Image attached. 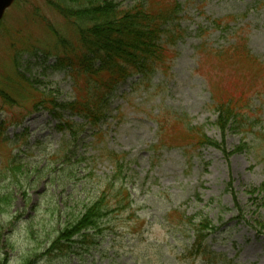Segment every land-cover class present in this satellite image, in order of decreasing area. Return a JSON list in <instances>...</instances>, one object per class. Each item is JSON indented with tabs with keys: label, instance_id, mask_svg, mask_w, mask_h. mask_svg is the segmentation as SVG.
I'll return each mask as SVG.
<instances>
[{
	"label": "rangeland",
	"instance_id": "1",
	"mask_svg": "<svg viewBox=\"0 0 264 264\" xmlns=\"http://www.w3.org/2000/svg\"><path fill=\"white\" fill-rule=\"evenodd\" d=\"M176 1L183 36L166 52L171 67L115 88L95 126L68 113L59 123L30 100L0 99V264L30 262L67 219L63 212L81 209L80 184L92 195L111 181L114 189L122 185L129 203L109 215L91 250L75 245L72 257L53 264H264V0ZM44 20L67 29L45 0H17L5 13L0 81L14 70L25 95L80 97L69 69L57 63ZM233 43L245 46L249 64L222 61ZM29 45L38 48L32 53ZM217 95L249 97L250 106L240 103L247 120L217 130L210 107ZM15 114L20 126L2 123ZM65 123L81 127L70 131ZM194 129L225 153L188 135ZM105 152L121 158V185ZM200 215L216 231L198 253L186 227Z\"/></svg>",
	"mask_w": 264,
	"mask_h": 264
},
{
	"label": "trees",
	"instance_id": "2",
	"mask_svg": "<svg viewBox=\"0 0 264 264\" xmlns=\"http://www.w3.org/2000/svg\"><path fill=\"white\" fill-rule=\"evenodd\" d=\"M128 1L131 4H128ZM45 2L51 11L65 22L67 28L66 31L57 30L50 20V23L44 20V26L54 40L51 44L57 63L62 69H69L73 78L72 89L74 91L82 89V95L65 101H58L53 93L45 91L43 94L37 92L34 95H25L22 91L25 82L19 75L15 76L13 68L10 79L0 81V99L4 102L10 99L21 103L30 100L32 106L39 104L38 107L48 111L59 123L63 122L62 113L63 115L68 113L69 116L78 117L84 123L95 126L107 112L105 99L112 95L115 88L130 78L145 77L157 71V66H160V69L165 66L171 67L169 65L171 58L164 62L166 52L183 36L182 29L180 30L181 4L176 0H156L154 3L151 0H124V3L116 0H45ZM207 21L209 22V19ZM221 24V21H216L214 26ZM206 32L209 34L208 29ZM244 47L239 43L228 46L222 61L233 63L241 60L249 64L253 58L241 51ZM35 48L29 47L32 53L35 52ZM211 55L217 65L219 63L217 57L215 59V54ZM16 64L15 62L14 67L17 69ZM13 84L19 85L20 91L17 85L13 87ZM216 98L214 106L210 107L217 113L214 122L217 130L223 132L230 129V126L234 127L236 122L247 120L248 109L241 110L240 103L245 102L250 106L249 97L222 100L217 95ZM17 114L7 115L8 118L2 120V123L5 126H20L21 121ZM167 123L168 120L163 121L161 128H165ZM64 125L70 131L81 127L77 123ZM190 132L188 135L199 138L202 145L211 146L225 153L222 145L207 138L202 130L194 129ZM102 155L115 170L116 176L113 178L117 180L122 168L121 158L106 152ZM15 174L12 173L10 183L15 180ZM117 181L119 185L122 184L120 180ZM80 187L78 193L84 197L79 212L75 214H72V211L63 212L67 219L59 222V230L48 243V247L45 250L39 249L41 253L38 252L35 258L32 257L30 262L26 261L23 264H53L55 259L66 260L72 257L75 245L88 252L96 245L98 236L106 226L105 222L110 218L109 215L115 209H122L125 206L122 204L123 200L128 201L127 195L124 194L126 190L122 185L114 189L112 181L103 185L104 191L92 195L83 190L82 184ZM234 211L237 216L241 215L239 209L236 208ZM54 213V216L59 214L62 218V210H54ZM186 228L195 242L196 252L208 248L207 240L216 231L213 224L202 215Z\"/></svg>",
	"mask_w": 264,
	"mask_h": 264
},
{
	"label": "water",
	"instance_id": "3",
	"mask_svg": "<svg viewBox=\"0 0 264 264\" xmlns=\"http://www.w3.org/2000/svg\"><path fill=\"white\" fill-rule=\"evenodd\" d=\"M15 0H0V21L2 20L5 11L11 7Z\"/></svg>",
	"mask_w": 264,
	"mask_h": 264
}]
</instances>
